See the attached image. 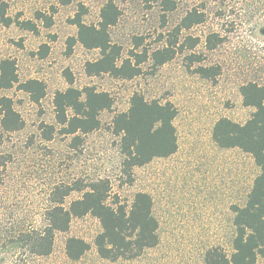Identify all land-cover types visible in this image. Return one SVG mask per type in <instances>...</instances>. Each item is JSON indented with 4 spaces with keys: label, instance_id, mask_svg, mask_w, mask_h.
<instances>
[{
    "label": "rangeland",
    "instance_id": "obj_1",
    "mask_svg": "<svg viewBox=\"0 0 264 264\" xmlns=\"http://www.w3.org/2000/svg\"><path fill=\"white\" fill-rule=\"evenodd\" d=\"M109 1L120 11L109 32L121 47V60L130 57L135 64L138 57L133 54L145 58L132 78L90 76L86 63L99 58L100 51L80 42L68 46V38L78 33L71 20L81 12L85 23L98 24ZM0 2L12 21L6 25L0 17V61L14 58L21 82L36 78L46 86L38 103L18 85L1 92L13 99L24 125L10 132L0 126V264H203L211 247L231 253L233 206L245 204L260 169L251 154L220 148L212 133L218 119L245 123L255 110L244 105L241 87L251 81L264 85V0ZM191 11L204 14V20L180 28ZM27 21L36 29L23 27ZM167 46L175 51L174 57L155 65L153 52ZM200 67L209 69L208 77L198 71ZM70 86H94L111 95L112 108L100 113L99 128L77 134L61 131L54 97ZM135 92L176 105L179 148L171 156L135 167L130 181L121 170L120 137L112 131V121L116 113L128 110ZM96 178L108 179L112 198L117 195L128 206L139 191L152 196L158 244L135 258H102L94 245L100 222L87 214L74 217L67 231L56 233L51 254L23 253L15 238L20 230L43 223L54 188L86 185ZM82 194L72 191L65 206ZM69 237L91 244L78 260L66 253Z\"/></svg>",
    "mask_w": 264,
    "mask_h": 264
},
{
    "label": "trees",
    "instance_id": "obj_2",
    "mask_svg": "<svg viewBox=\"0 0 264 264\" xmlns=\"http://www.w3.org/2000/svg\"><path fill=\"white\" fill-rule=\"evenodd\" d=\"M171 3V2H168ZM168 9L171 8L168 4ZM120 11L113 1L101 10L98 24H87L79 12L71 23L78 27L77 36L68 38L70 49L76 42L87 49H98L100 56L88 61L85 66L90 76L103 73L115 77L132 78L140 73L138 65L145 60L139 54L135 64L131 58L121 60V47L113 43L109 27L118 22ZM0 17L9 25L6 8L0 2ZM204 14L189 12L182 20L180 28H190L202 22ZM23 27L34 30L36 26L27 21ZM210 41V40H209ZM175 51L169 46L157 49L152 56L155 65H161L174 57ZM148 54H145L147 58ZM208 68L198 71L208 77ZM65 75L70 84L73 77L69 70ZM18 85L30 95L34 102H40L46 94L43 81L32 78L21 82L17 62L14 58L0 61V126L5 131L22 128L24 121L14 108L13 99L1 92ZM243 103L254 107L251 117L245 123L235 122L227 117L217 120L212 137L220 148H239L254 158L259 172L255 176L244 205H234L232 252L215 246L204 255L203 264H257L264 261V85L251 81L241 87ZM113 98L108 92L98 91L94 86L78 89L73 86L58 90L54 97L57 121L64 134L88 133L100 127V113L111 109ZM178 109L171 101L148 100L135 92L128 110L118 112L112 121V131L120 137L122 153L121 170L133 180V169L143 166L156 158L168 157L179 148L178 131L175 125ZM52 130L53 126L50 125ZM50 139L51 133L47 136ZM78 137V136H75ZM74 190L82 191L80 198L65 206V198ZM51 204L43 215V223L37 227L28 226L20 230L15 238L23 253L31 256H46L53 252L55 235L70 228L74 217L91 214L101 225L94 239L100 257L117 260L131 259L141 255L146 249L159 242V221L153 213L152 196L144 191L135 194L130 206L122 203L119 196L112 198L111 184L106 178L90 180L86 185H58L53 190ZM91 244L79 237H69L66 253L72 260L80 259Z\"/></svg>",
    "mask_w": 264,
    "mask_h": 264
}]
</instances>
